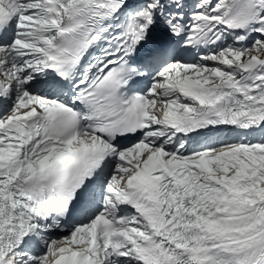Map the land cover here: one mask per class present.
I'll return each mask as SVG.
<instances>
[{"label":"snow or ice","instance_id":"snow-or-ice-1","mask_svg":"<svg viewBox=\"0 0 264 264\" xmlns=\"http://www.w3.org/2000/svg\"><path fill=\"white\" fill-rule=\"evenodd\" d=\"M0 264H264V0H0Z\"/></svg>","mask_w":264,"mask_h":264}]
</instances>
